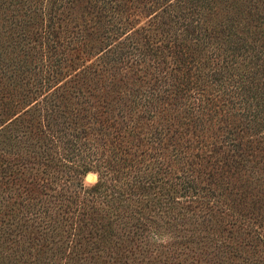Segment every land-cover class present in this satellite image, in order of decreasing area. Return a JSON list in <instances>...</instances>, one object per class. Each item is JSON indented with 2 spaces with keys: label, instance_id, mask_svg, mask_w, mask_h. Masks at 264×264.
I'll use <instances>...</instances> for the list:
<instances>
[{
  "label": "trees",
  "instance_id": "trees-1",
  "mask_svg": "<svg viewBox=\"0 0 264 264\" xmlns=\"http://www.w3.org/2000/svg\"><path fill=\"white\" fill-rule=\"evenodd\" d=\"M0 264H264V0H0Z\"/></svg>",
  "mask_w": 264,
  "mask_h": 264
},
{
  "label": "rangeland",
  "instance_id": "rangeland-1",
  "mask_svg": "<svg viewBox=\"0 0 264 264\" xmlns=\"http://www.w3.org/2000/svg\"><path fill=\"white\" fill-rule=\"evenodd\" d=\"M139 22H142V19L141 20H139ZM92 176H91V179H89V180H86L85 179V176H84V182L85 183H92L94 180H95V175L94 174H92V173H90Z\"/></svg>",
  "mask_w": 264,
  "mask_h": 264
},
{
  "label": "water",
  "instance_id": "water-1",
  "mask_svg": "<svg viewBox=\"0 0 264 264\" xmlns=\"http://www.w3.org/2000/svg\"><path fill=\"white\" fill-rule=\"evenodd\" d=\"M91 176H92V175H91L90 173H87V174L85 175V179H86V180H89V179H91Z\"/></svg>",
  "mask_w": 264,
  "mask_h": 264
}]
</instances>
